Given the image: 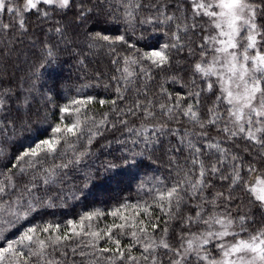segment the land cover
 Listing matches in <instances>:
<instances>
[{
	"label": "snow or ice",
	"instance_id": "snow-or-ice-1",
	"mask_svg": "<svg viewBox=\"0 0 264 264\" xmlns=\"http://www.w3.org/2000/svg\"><path fill=\"white\" fill-rule=\"evenodd\" d=\"M30 11L42 22L59 17L55 21L58 26L47 31L55 32L65 44L72 42L68 36L70 25L95 27L114 23L117 18L129 28L139 23L155 25L159 31L168 29L164 35L169 42L142 54L120 57L123 66L116 71L121 75L111 77L116 82V99L98 102L111 105V110L121 117L139 113L143 120H154L153 108L157 107L169 121L183 116L201 129L196 135L203 142L198 146L187 139V131L179 135L180 129H169L168 123L142 121L139 128L126 127L148 145L158 144L157 136L166 130L179 135L180 144L186 145L189 154L183 165L176 156L170 158V164L175 166L174 180L165 183L157 178L149 189L148 200L125 201L107 213L88 212L63 224L20 225L19 235L7 239L4 232L16 228L20 221L27 222L41 207L51 205V197L45 200L36 193L42 186L56 184L61 170L88 154L87 148L77 152V144L87 135V144L91 145L96 136L102 135L100 128L110 123L108 113L99 121L89 114L88 104L93 97L73 98L59 107L61 116L59 123L50 126L51 135L24 148L15 156V162L0 172V264H264V23L258 22L264 21V0H22L19 4L0 0V17L13 14L8 23L0 18V59L10 56L19 42L15 35L9 37L10 32H28L24 13ZM69 14L71 21L66 24ZM204 18L206 28L198 23ZM198 28L204 32L198 45L200 59L191 65L189 78L173 75L165 81L179 84L181 91L173 94L161 83L159 93L167 97V102L154 104L145 89L144 100L137 99L131 107L118 109V102L125 101L134 78L143 74L151 80V68L169 69L173 53L185 51L183 36ZM105 31L108 30L85 33L93 42L90 48L98 42L113 53L118 43L135 48L125 35L111 36ZM43 47L46 59L32 69L33 74L54 59L53 46L45 43ZM187 54H194L190 46ZM145 61L149 68L143 66ZM133 65L140 66L139 73ZM4 78L0 73V81ZM27 91L30 94L32 89ZM208 93L215 99L210 105H202L201 97ZM28 103L29 95L0 87V135L9 130L15 133L17 127L27 129L28 118L21 108ZM89 122L95 131L87 127ZM118 123L127 126L128 121L121 118ZM149 128L153 129L151 133ZM211 129H215L217 137H210ZM236 139L246 142V152H255L247 162L225 146ZM69 151L73 159L55 162ZM170 151L179 153L183 149ZM142 155L133 153L131 160L125 157L123 163L134 162L136 156ZM214 180L226 182L227 186L213 191ZM144 186L142 183L141 188ZM243 196L247 197V210ZM253 208L262 219H256ZM183 209L189 211L184 213ZM104 216L113 219L101 228L94 221ZM177 219L181 231L173 241L170 225ZM125 237L127 243L122 242Z\"/></svg>",
	"mask_w": 264,
	"mask_h": 264
},
{
	"label": "trees",
	"instance_id": "trees-1",
	"mask_svg": "<svg viewBox=\"0 0 264 264\" xmlns=\"http://www.w3.org/2000/svg\"><path fill=\"white\" fill-rule=\"evenodd\" d=\"M15 2L19 4L22 0H15ZM12 15L5 13L0 18L3 19V22L8 23ZM24 16L28 32L23 35L10 32L9 37L15 35L19 42L14 45L15 50L10 56L0 59V73L5 75V78L0 81V87L11 88L13 92H19L22 96L29 95L28 105L21 108L28 118V127L27 129L17 127L15 133L9 130L0 135V172L10 167L15 162V156L24 148L51 135L50 126L59 123L61 116L59 107L68 104L73 98L93 97L92 102L88 104L89 114L94 115L99 121L105 113H108L110 123L100 128L102 135L96 136L91 145L87 144V135L77 144V152L87 148L88 154L83 156L79 163H74L61 170L56 184L42 186L41 191L36 193L37 196L45 200L51 197V205L41 207L39 211L32 213L27 222L20 221L16 228L4 232L7 239H14L19 235V231L22 230L20 225L26 227L28 223L44 224L46 222L63 224L70 219H79L84 213L97 210L107 213L125 201L135 203L148 200L149 189L153 187L157 178L164 180L165 183H170L176 178L175 166L170 164V158L176 156L178 163L183 165L184 158L189 154L186 145L180 144L179 135H184V132L187 131V139L197 143L198 146L203 142V138L196 135L201 129L183 116H177L169 121L157 107L153 108L156 112L154 120H143L139 113L137 116L123 115L121 117L111 110V105H100L98 102L101 99H116L117 94L114 91L116 82L112 81L111 77L121 75L116 71L118 67L123 66L120 57L142 54L169 42V37L164 35V31L168 29L159 31L156 30L155 25H140L139 23L135 28H129L121 19L117 18L114 23L98 24L95 27L91 24L81 28L70 25L68 36L72 42L65 44L61 42L55 32L47 31L49 28L58 26L55 21L59 17L42 22L31 11L25 12ZM206 19L198 21L205 28L207 27ZM70 21L71 14L66 18L65 23L70 24ZM258 22L264 23V21ZM105 29L108 30L104 32L107 35H125L128 43L134 44L135 48L130 49L127 45L118 43L114 46L115 53H113L103 42H98L90 48L89 44L93 42L87 38L85 33L104 31ZM203 34L204 32L198 28L183 36L186 44L185 51L173 53V62L169 69L151 68V80L143 74H138L134 78L135 83L125 93V101L118 102V109L131 107L137 99L144 100L145 89L148 92L147 98L153 100L154 104L167 102V97L159 93L161 83L173 94L181 91L179 84L165 81L173 75L183 76L185 80L189 78L191 65L200 59L198 45L201 43L200 37ZM45 43L53 46L54 59L51 63L41 67L38 74H33L32 69L39 67L46 59L43 47ZM188 46L194 50L192 56L187 54ZM211 55L212 53L209 52V59ZM113 60H118L119 63L114 65ZM143 66L150 67L147 61L143 62ZM132 68L139 73V65H133ZM198 83L200 82L198 81ZM137 88L140 89V92L136 91ZM29 89H32L30 94L27 91ZM213 99L215 97L210 93L202 95V105H210ZM13 112H15V106H13ZM121 118L128 121L127 126L118 123ZM142 121L145 124L168 123L169 129L178 128L180 133L173 136L166 130L165 134L157 136L158 144L148 145L144 143L143 137L126 130V127L139 128ZM111 124H116V127L112 128ZM87 127H92L95 131L91 122ZM152 131L153 129L149 128V133ZM217 135L215 129L210 130V137H217ZM134 140L139 143L134 144ZM225 146L230 148L232 154L242 157L244 162L255 155L254 150L245 151L248 145L240 139H236L234 143H227ZM171 148H182L183 151L176 153L170 151ZM133 153H143V155L136 156L134 162L123 163L125 157L131 160ZM68 159H73L71 151L66 157L57 159L55 162H66ZM212 159H215V156ZM109 164L115 166L109 168ZM142 183L145 185L143 188H141ZM214 184L213 191H222L227 186L226 182L215 180ZM242 200L243 207L247 210V197L243 196ZM232 209L233 215H235V204L232 205ZM188 211V209H183L184 213ZM252 214L257 220L262 219L260 213L254 208ZM112 219L111 216H104L94 223L102 228ZM180 231L181 225L177 219L170 225L169 234L173 241ZM122 242L127 243L128 238L125 237ZM101 244L103 245L104 242L101 241ZM76 259L79 261L78 257Z\"/></svg>",
	"mask_w": 264,
	"mask_h": 264
}]
</instances>
